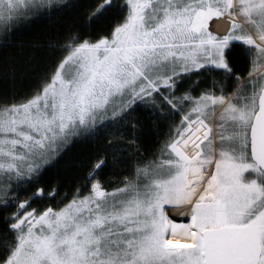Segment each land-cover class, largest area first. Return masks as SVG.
I'll list each match as a JSON object with an SVG mask.
<instances>
[{
    "label": "snow or ice",
    "instance_id": "6c2138e0",
    "mask_svg": "<svg viewBox=\"0 0 264 264\" xmlns=\"http://www.w3.org/2000/svg\"><path fill=\"white\" fill-rule=\"evenodd\" d=\"M54 18L30 91L0 94V264H264V0H0L6 82ZM93 138L71 199L39 186Z\"/></svg>",
    "mask_w": 264,
    "mask_h": 264
},
{
    "label": "trees",
    "instance_id": "16d2710c",
    "mask_svg": "<svg viewBox=\"0 0 264 264\" xmlns=\"http://www.w3.org/2000/svg\"><path fill=\"white\" fill-rule=\"evenodd\" d=\"M96 0H69V3H76L78 5L87 6L95 3ZM81 15L76 18L77 23H83L86 16V7L80 9ZM73 10H69L65 15H73ZM57 18L52 21H41L34 25L28 26L27 30H21L15 41L12 52L15 53V75L9 77L7 82L3 76L0 75V94L5 91H15L19 96H23L30 91V85L35 83L37 73L42 70L47 62L48 55L41 48H30L27 45L36 38H42L51 30V25L55 23ZM224 28L223 31H225ZM87 35L91 29H79ZM221 34V33H219ZM223 34V33H222ZM3 52L0 51V59H2ZM243 66H241V70ZM246 74V73H245ZM195 79V78H194ZM145 124V131L149 128L152 129L151 140L153 143L162 142L164 133L167 128L164 125H152L149 119L143 115L140 117ZM122 146V145H121ZM100 148L106 149L105 141L101 138L97 140L93 138L88 141H79L67 149L55 162L53 167H50L44 174L43 181L39 185L44 187L50 185L49 191L52 187H59L60 195L65 192L69 194L68 198L71 199V193L75 187L81 183V176L84 168L87 166L90 159H92ZM111 156V151H108ZM152 159V157H149ZM107 173V170H105ZM115 179V177H113ZM114 186V185H113ZM23 199V194L21 195ZM59 199V197H57ZM55 200H45L37 202L32 205L33 208H44L47 206H55ZM3 225L0 224V228Z\"/></svg>",
    "mask_w": 264,
    "mask_h": 264
},
{
    "label": "rangeland",
    "instance_id": "374dc122",
    "mask_svg": "<svg viewBox=\"0 0 264 264\" xmlns=\"http://www.w3.org/2000/svg\"><path fill=\"white\" fill-rule=\"evenodd\" d=\"M229 25L227 24V22L221 18V19H217L215 21H210L209 22V29L214 31V32H217L218 33H224V28H227ZM184 222H187L186 220H184Z\"/></svg>",
    "mask_w": 264,
    "mask_h": 264
},
{
    "label": "bare ground",
    "instance_id": "6f19581e",
    "mask_svg": "<svg viewBox=\"0 0 264 264\" xmlns=\"http://www.w3.org/2000/svg\"><path fill=\"white\" fill-rule=\"evenodd\" d=\"M169 215L170 216H178V215H180V212H179V210H177V209H170L169 210ZM184 222V221H183Z\"/></svg>",
    "mask_w": 264,
    "mask_h": 264
}]
</instances>
